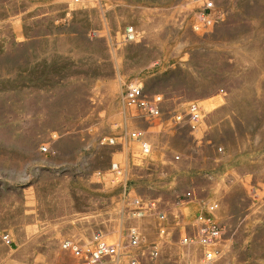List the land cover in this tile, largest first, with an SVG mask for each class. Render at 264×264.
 <instances>
[{"label": "rangeland", "instance_id": "rangeland-1", "mask_svg": "<svg viewBox=\"0 0 264 264\" xmlns=\"http://www.w3.org/2000/svg\"><path fill=\"white\" fill-rule=\"evenodd\" d=\"M211 2L214 22L196 30L201 0H0V264H78L59 240L94 229L122 243L135 224L151 238L149 217H127L111 161L130 195L193 189L184 220L217 199L216 264H264V0ZM134 77L169 109L197 102V128L125 107ZM135 126L150 142L143 161L123 138ZM166 251L145 264H169Z\"/></svg>", "mask_w": 264, "mask_h": 264}, {"label": "built area", "instance_id": "built-area-1", "mask_svg": "<svg viewBox=\"0 0 264 264\" xmlns=\"http://www.w3.org/2000/svg\"><path fill=\"white\" fill-rule=\"evenodd\" d=\"M68 1L79 3L81 0ZM211 8V0H201V9L197 13L194 29L207 28L214 22ZM128 31L132 36L131 28ZM121 96L125 107L132 108L135 115L146 120L160 118L166 109L167 119L172 126L185 124L190 130H194L203 116L199 104L194 100L189 101L180 110L165 107L163 93L146 92L142 81L137 77L125 82ZM125 137L137 143V154L143 161L150 152V142L144 129L140 126L132 127L125 133L123 138ZM98 142L113 144L114 137L101 135ZM40 149L45 151L48 148L42 145ZM217 149L220 147L217 146ZM172 157L177 159L179 154L174 153ZM109 171L112 181L121 184L127 217H149L154 235L147 239L141 229L132 224L127 227L126 239L122 243L108 241L99 229L91 230L85 240L74 236L62 237L59 240V247L76 257L78 264H103L105 261L116 264L121 256L125 257V264H145L161 260L167 248L171 246L176 252L169 256V264H216L223 258L225 252L223 225L216 217L217 199L201 200L193 216L184 220L182 207L185 199L193 197V189H185L172 200L157 195H130V186L126 185L124 169L119 162L111 161ZM1 239L6 244L11 242L8 233H2Z\"/></svg>", "mask_w": 264, "mask_h": 264}, {"label": "crops", "instance_id": "crops-1", "mask_svg": "<svg viewBox=\"0 0 264 264\" xmlns=\"http://www.w3.org/2000/svg\"><path fill=\"white\" fill-rule=\"evenodd\" d=\"M171 94L170 96L174 97V98H180L181 94L179 91L176 90H171ZM137 194H141V195H149V194H144V193H137ZM161 196V195H160ZM164 198H166V196L162 195ZM170 196V195H169ZM167 198H171V197H167ZM166 198V199H167ZM167 200H171V199H167Z\"/></svg>", "mask_w": 264, "mask_h": 264}, {"label": "bare ground", "instance_id": "bare-ground-1", "mask_svg": "<svg viewBox=\"0 0 264 264\" xmlns=\"http://www.w3.org/2000/svg\"><path fill=\"white\" fill-rule=\"evenodd\" d=\"M83 1H84V0H81V2H80V3H82ZM80 3H79V4H80Z\"/></svg>", "mask_w": 264, "mask_h": 264}]
</instances>
